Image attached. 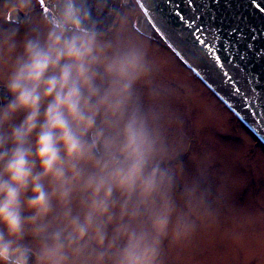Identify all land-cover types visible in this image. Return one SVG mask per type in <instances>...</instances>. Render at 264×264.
I'll return each instance as SVG.
<instances>
[{
	"label": "clouds",
	"instance_id": "obj_1",
	"mask_svg": "<svg viewBox=\"0 0 264 264\" xmlns=\"http://www.w3.org/2000/svg\"><path fill=\"white\" fill-rule=\"evenodd\" d=\"M37 2L0 25V264H165L209 209L138 91L147 53L86 0Z\"/></svg>",
	"mask_w": 264,
	"mask_h": 264
},
{
	"label": "rangeland",
	"instance_id": "obj_2",
	"mask_svg": "<svg viewBox=\"0 0 264 264\" xmlns=\"http://www.w3.org/2000/svg\"><path fill=\"white\" fill-rule=\"evenodd\" d=\"M18 4L2 2L0 12ZM117 29L124 35L132 29L126 15ZM182 76L197 140L174 167L181 187L194 185L209 212L189 238L166 244L165 264H264V148L201 80L184 68ZM161 133L164 140L171 136Z\"/></svg>",
	"mask_w": 264,
	"mask_h": 264
},
{
	"label": "water",
	"instance_id": "obj_3",
	"mask_svg": "<svg viewBox=\"0 0 264 264\" xmlns=\"http://www.w3.org/2000/svg\"><path fill=\"white\" fill-rule=\"evenodd\" d=\"M121 1L86 0L98 30L116 26ZM138 2L144 15L137 29L166 41L264 145V0H232L231 8L224 0ZM42 3L52 9V0ZM22 14L12 10L10 18L21 21ZM248 26L255 29L254 40ZM249 43L254 47L246 52Z\"/></svg>",
	"mask_w": 264,
	"mask_h": 264
},
{
	"label": "flooded vegetation",
	"instance_id": "obj_4",
	"mask_svg": "<svg viewBox=\"0 0 264 264\" xmlns=\"http://www.w3.org/2000/svg\"><path fill=\"white\" fill-rule=\"evenodd\" d=\"M5 1L7 0H0V4ZM14 9H16V6L0 12V25L23 26L26 24L27 17L24 12L20 15L22 17L21 21L10 18V12ZM41 11L50 13L43 6L42 0H38L33 9V15L36 19L39 18ZM125 15L130 21L132 29L125 31V35L116 34L118 32L117 27ZM142 15H144V11L138 0H122L116 26L103 33L108 38H118L122 41H128L127 38H135L137 39L135 43L145 49L151 71L147 79L139 83L137 88L145 106L154 112L160 130L171 133V136L164 141L170 149L176 146L177 151H171L172 158L169 161L171 165L175 166L190 156L187 146L192 144L195 139L197 140V137L195 138L193 134V125L196 118L194 112L189 111L187 90L182 81V68L186 70L187 75H191L196 81L201 79L166 41L147 36L137 29V20ZM219 100L226 106L220 98ZM232 115L235 122L244 124L233 112ZM256 140V144L263 147L257 138Z\"/></svg>",
	"mask_w": 264,
	"mask_h": 264
},
{
	"label": "snow or ice",
	"instance_id": "obj_5",
	"mask_svg": "<svg viewBox=\"0 0 264 264\" xmlns=\"http://www.w3.org/2000/svg\"><path fill=\"white\" fill-rule=\"evenodd\" d=\"M216 3H220V0H216ZM224 3H225V5H226L228 8H231V6H232V0H224ZM238 6H239V5H238ZM212 18H214V16H213ZM238 18H243V17L240 16V17H238ZM248 27H249V30L253 33L251 39L254 40V39H255V29L252 28V26H248ZM156 31H160V29H156ZM230 31H232V32H236V31H238V29L233 28V29H231ZM241 37H243V33H241ZM201 43H203V41H202ZM253 47H254V44H253V43H249V44L246 45V49H245V51H246V52L251 51V50L253 49Z\"/></svg>",
	"mask_w": 264,
	"mask_h": 264
},
{
	"label": "trees",
	"instance_id": "obj_6",
	"mask_svg": "<svg viewBox=\"0 0 264 264\" xmlns=\"http://www.w3.org/2000/svg\"><path fill=\"white\" fill-rule=\"evenodd\" d=\"M263 147H264V145H263Z\"/></svg>",
	"mask_w": 264,
	"mask_h": 264
}]
</instances>
